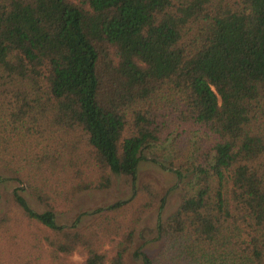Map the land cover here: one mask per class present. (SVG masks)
Wrapping results in <instances>:
<instances>
[{
	"label": "trees",
	"instance_id": "16d2710c",
	"mask_svg": "<svg viewBox=\"0 0 264 264\" xmlns=\"http://www.w3.org/2000/svg\"><path fill=\"white\" fill-rule=\"evenodd\" d=\"M183 134L199 139L184 154ZM165 146L181 199L162 220L155 185L135 184L143 153ZM110 174L129 197L57 222L54 200ZM7 181L3 264H128L157 203L141 264H264V0H0Z\"/></svg>",
	"mask_w": 264,
	"mask_h": 264
},
{
	"label": "rangeland",
	"instance_id": "374dc122",
	"mask_svg": "<svg viewBox=\"0 0 264 264\" xmlns=\"http://www.w3.org/2000/svg\"><path fill=\"white\" fill-rule=\"evenodd\" d=\"M198 143L199 139L197 136L192 137L190 134H183L177 140L176 148L184 154L190 149L194 150ZM170 152V146L145 151L143 153L144 160L140 163L135 184V188H138L144 182H152L155 185V188L164 199L163 207L160 211L162 220H165L176 211L181 199V181L176 178L172 171H169V162L174 156V153L170 154ZM3 177H9V175L3 174ZM110 182V186L106 189L91 188L77 194L68 202L60 199L54 200L51 204L57 222L69 226L83 213L106 207L130 196L131 184L129 178L110 174ZM15 188H17V184L12 181H7L0 185V219L8 210L10 194ZM22 195L33 210L42 212L46 209L44 205L37 202L27 192H22ZM158 209L159 203L143 215L139 226L138 237L129 256L128 264H141L139 257L132 253L139 246L144 245V242L151 241L155 237V222ZM82 219H86V217H82ZM25 230L27 231L26 227ZM154 247V243L145 245L141 249H138L137 252L141 250L149 251ZM3 257L4 254L0 252V264H3ZM82 260L83 257L79 254H76L71 259L75 264H81Z\"/></svg>",
	"mask_w": 264,
	"mask_h": 264
}]
</instances>
